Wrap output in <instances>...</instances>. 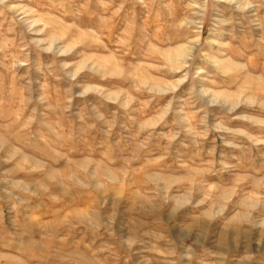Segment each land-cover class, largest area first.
<instances>
[{
    "label": "rangeland",
    "instance_id": "374dc122",
    "mask_svg": "<svg viewBox=\"0 0 264 264\" xmlns=\"http://www.w3.org/2000/svg\"><path fill=\"white\" fill-rule=\"evenodd\" d=\"M0 264H264V0H0Z\"/></svg>",
    "mask_w": 264,
    "mask_h": 264
},
{
    "label": "bare ground",
    "instance_id": "6f19581e",
    "mask_svg": "<svg viewBox=\"0 0 264 264\" xmlns=\"http://www.w3.org/2000/svg\"><path fill=\"white\" fill-rule=\"evenodd\" d=\"M184 58V57H183Z\"/></svg>",
    "mask_w": 264,
    "mask_h": 264
}]
</instances>
